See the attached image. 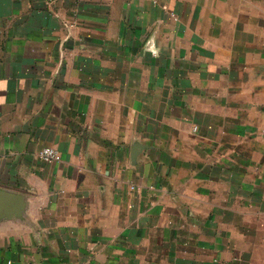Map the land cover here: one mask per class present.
I'll return each instance as SVG.
<instances>
[{"label": "crops", "instance_id": "obj_1", "mask_svg": "<svg viewBox=\"0 0 264 264\" xmlns=\"http://www.w3.org/2000/svg\"><path fill=\"white\" fill-rule=\"evenodd\" d=\"M0 264H264V0H0Z\"/></svg>", "mask_w": 264, "mask_h": 264}, {"label": "built area", "instance_id": "obj_2", "mask_svg": "<svg viewBox=\"0 0 264 264\" xmlns=\"http://www.w3.org/2000/svg\"><path fill=\"white\" fill-rule=\"evenodd\" d=\"M38 158L43 162H51V161L59 162L61 159L59 153L52 148L42 149L38 154Z\"/></svg>", "mask_w": 264, "mask_h": 264}, {"label": "water", "instance_id": "obj_3", "mask_svg": "<svg viewBox=\"0 0 264 264\" xmlns=\"http://www.w3.org/2000/svg\"><path fill=\"white\" fill-rule=\"evenodd\" d=\"M146 46H148V48H149L151 45H150V43H147V45H146Z\"/></svg>", "mask_w": 264, "mask_h": 264}]
</instances>
